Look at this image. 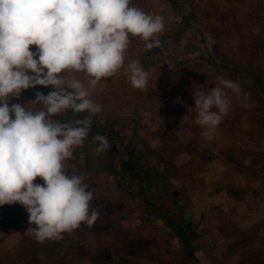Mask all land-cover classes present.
Returning <instances> with one entry per match:
<instances>
[{"label":"rangeland","instance_id":"374dc122","mask_svg":"<svg viewBox=\"0 0 264 264\" xmlns=\"http://www.w3.org/2000/svg\"><path fill=\"white\" fill-rule=\"evenodd\" d=\"M131 6L164 18V30L158 36L161 46L147 50L139 37H130L124 67L90 89V98L102 109L92 120L116 134L105 135L111 147L97 152L99 142L94 137L100 133L90 129L83 146L74 150L64 167L67 174H85L84 182L93 192L90 204L97 205L110 226L99 234L93 229L88 235L83 225L77 245L64 248L70 253L68 260L84 264H259L250 258L255 252L257 261L264 263V195L258 192L264 189V145L252 140L258 134L253 116L239 118L255 106L256 93L264 101V90L245 74L236 75L252 87L248 94L252 106H242L233 96L231 114L224 117L223 130L217 131L223 136L219 147L201 136L194 123L197 114L184 92L213 88L216 71L232 66V61L250 63L257 75L264 72V0H131ZM215 18L217 26L229 27L227 44L212 35L216 28L209 20ZM35 50V45L30 46V51ZM215 50L219 52L211 56ZM132 61L148 73L144 91L131 87L126 68ZM184 61L203 62L205 69L198 71V80L182 77L183 64L178 67L181 73L169 81L174 63ZM76 75L83 79L82 73ZM160 80L165 83L160 85ZM40 87L22 91L19 97L10 98L9 105L37 110L40 106L32 102ZM121 122H128V130ZM135 134L153 147L148 157H141L145 152L134 141ZM143 189L160 211L147 204ZM164 217L185 226L196 260ZM28 218L18 203L0 206V264L54 263L50 252L29 251Z\"/></svg>","mask_w":264,"mask_h":264},{"label":"clouds","instance_id":"9594fccd","mask_svg":"<svg viewBox=\"0 0 264 264\" xmlns=\"http://www.w3.org/2000/svg\"><path fill=\"white\" fill-rule=\"evenodd\" d=\"M163 19L131 0H0V206L22 205L34 225L27 233L37 242L60 241L98 220L85 174H67L64 162L83 146L92 117L102 110L90 89L124 67L130 37H139L147 50L159 48ZM81 73L83 79L76 75ZM126 73L133 89L147 88L148 73L139 62L128 63ZM36 86L53 89L47 96L36 93L37 110L9 105ZM233 96L252 106L240 84L228 79L195 91L194 123L202 137L213 139ZM81 113L87 116L77 118ZM94 140L97 152L111 147L105 135ZM38 177L43 185L34 183Z\"/></svg>","mask_w":264,"mask_h":264},{"label":"trees","instance_id":"16d2710c","mask_svg":"<svg viewBox=\"0 0 264 264\" xmlns=\"http://www.w3.org/2000/svg\"><path fill=\"white\" fill-rule=\"evenodd\" d=\"M235 9L236 8H232L233 13H235ZM247 16H249V14ZM184 18H186V17H184ZM185 20L189 21L188 18H186ZM209 24L212 27L216 28L214 32L212 31V35L214 37L216 36L215 38L218 41H222V42H225L227 44L229 39H230V35H229L230 33L228 31L229 27L222 28V26H217V19L216 18L215 19H210L209 20ZM230 26H231V24H230ZM211 30H212V28H211ZM221 30H223V31L220 32ZM216 32H220V33L218 35H216ZM215 51L216 52H214V53L212 52L211 53V56L212 55L214 56L215 53L219 52L217 50H215ZM188 62L189 61L174 63L176 69L171 71V73H170V75L168 77V80L171 81L172 78L174 77L173 75H177V74L181 73V71L178 70L179 69L178 67H180L183 64L185 65V74L181 73L182 77H185V79H187V80H191V82H192V80H195V81L198 80V78L200 77V73L198 71H200L202 69H205V65L202 64L203 62H199L197 64L196 63L191 64V61L189 63ZM232 63H233L232 66L224 65L222 67V70L216 71V75L217 76H215V82L216 83L214 82L215 83L214 87L218 85V78H224V79H228V80H231V81H234V82H238L240 84L241 90H245V93L249 94L250 91H252V87L250 85H248V84H244L243 82L241 83L236 78V75H238V74H245L247 76V77H245L246 79L254 80V82H256L258 84V86L262 87L263 90H264V72H262V73L257 75V73L254 72L252 68H250L252 65L250 63H246L245 61H242V60L232 61ZM166 82H168V81H166ZM163 83H165V82H163V80H160L159 84L162 85ZM36 90L39 91L40 93H43L44 95H48L51 91H53L52 89H50L48 87L46 88V87H43V86L40 87V88H37ZM195 91L198 92L199 89L197 90V89H194V88H192V89L190 88V89H187V91L185 90L184 92H185V97H187L189 99V102H190V104L192 106L191 110L193 109L194 112L197 114V112L195 110V103H194V93H195ZM255 98H256L255 106L253 108H247L246 110H249L248 113H246V110H245V113L240 115L239 118H243V117L245 119L250 118V117H245V116H247V114H251L253 116L252 118H254L255 122L257 123V127L256 128L258 129V132H257L258 134H257V136L252 137V140L254 142H256L257 144H259V145H264V113H263L264 110L261 109V107L258 106V105H260V106L264 107V101H262V98L260 97L259 93H256ZM253 99H254V97H253ZM78 118L79 119H83V118H85V115L78 114ZM238 120H241V119H238ZM92 121L93 122H92V125H91V128H90L91 130H95L98 133H100L101 135L114 136L116 134L115 131H111V130L107 129L100 122H97V121H94V120H92ZM120 124L122 126L124 125L127 128V129L126 128L125 129L128 130V126H129L128 122H121ZM222 124H223V122L218 126V128H217V130H216V132L214 134V137L212 139L213 142H215V145L218 146V147L221 145L220 142H222L223 136L218 134L217 131L223 130ZM227 129L231 130L232 128L227 127ZM134 141L136 142L137 146H139V148L142 150V152L144 151L146 153V154L145 153H141L142 154L141 157L142 156L148 157L149 154H151V152L154 151L152 149L153 147H151L149 141L141 139L140 135H138V137L136 138V134H135ZM253 154H255L257 156V158H261L260 154L252 153V155ZM249 156H251V155H248L247 157H249ZM261 156H263V155L261 154ZM158 163L160 164V162H158ZM169 165L171 167V165H173V164L169 163ZM160 167H161V164H160ZM258 177H260V175ZM35 181H38L40 185L44 184V181L41 178H39V177ZM251 182L255 183V181H251ZM253 186H255V185H253ZM251 190L256 192V193L259 192V193L264 195V189L261 192L260 191L257 192V188L253 187ZM142 194L144 195V198H145V200H146V202H147V204L149 206H152V207H154V209H158L159 211L161 210L159 207L155 208L154 203L149 199V196L144 191V189L142 190ZM96 206H97L96 204H94V206L92 204H90V210L94 209V210H96L98 212ZM164 219L166 221L167 226L169 228H171L174 232H176L178 234V236L181 238V240L185 243V245L190 249V256L196 260L197 257L195 255V249H194L193 245H191V237H190L187 229L185 228V226L183 224H179V223L173 222L168 217H164ZM28 220H29V218H28ZM106 220L107 219L106 218L104 219L103 217H101V214H100L99 217H98V220L96 221V223L92 227H88L85 224H81V226L78 229L74 230L73 232L64 233L63 234L64 238L62 240H60V241L50 240V241H45L43 243H39L27 233V235H28V245L30 247L29 251L34 252V253H39L38 251H42V252H44V254H48L50 252V254H49V255H51L50 258H54L53 259V261H54L53 264H70L71 261H72L73 264H84L83 261H80L78 259H74L73 258V260H68V255L70 253L65 252L66 249H64V248H68V247L72 248V247H74V245H77V243L79 242L80 237H82V235H83V232H82L83 225H85L86 230L88 231V235H90L92 233L93 229L96 230V233H98V232L102 233L103 230L107 229L110 226V223L107 222ZM29 227H34V225H29V223H28V225L25 224L26 231L28 230ZM139 239L140 238H138L136 242H138ZM60 246L62 248H60ZM54 250L56 251L55 254H54ZM102 250H103V248H102ZM97 253L99 254V256L103 255V251H99ZM250 258L251 259H255V262H257L259 264H264L262 262V260L261 261H257V258H259V256L257 254H255V252L252 254V256H250Z\"/></svg>","mask_w":264,"mask_h":264}]
</instances>
